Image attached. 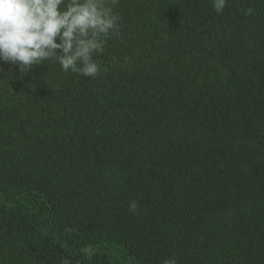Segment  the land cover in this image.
Masks as SVG:
<instances>
[{"label": "trees", "instance_id": "1", "mask_svg": "<svg viewBox=\"0 0 264 264\" xmlns=\"http://www.w3.org/2000/svg\"><path fill=\"white\" fill-rule=\"evenodd\" d=\"M115 11L94 78L0 61V264H264V0Z\"/></svg>", "mask_w": 264, "mask_h": 264}, {"label": "clouds", "instance_id": "2", "mask_svg": "<svg viewBox=\"0 0 264 264\" xmlns=\"http://www.w3.org/2000/svg\"><path fill=\"white\" fill-rule=\"evenodd\" d=\"M228 0H211L222 13ZM119 0H0V61L27 73L33 65L58 63L64 72L96 77L100 65L94 59L106 41L119 37ZM251 7L245 15H251ZM4 71L0 67V73ZM137 202L129 203L135 211ZM69 231V229H66ZM60 264H70L67 258ZM163 264H177L166 258Z\"/></svg>", "mask_w": 264, "mask_h": 264}]
</instances>
